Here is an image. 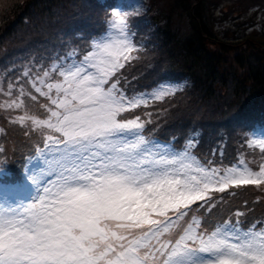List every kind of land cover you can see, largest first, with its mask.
<instances>
[{
    "label": "snow or ice",
    "instance_id": "obj_1",
    "mask_svg": "<svg viewBox=\"0 0 264 264\" xmlns=\"http://www.w3.org/2000/svg\"><path fill=\"white\" fill-rule=\"evenodd\" d=\"M111 18L106 38L56 70L61 81L36 88L50 101L48 118L31 121L47 130L35 158L44 167L28 177L30 202L0 203V264H264V222L225 220L210 230L193 217L177 238L166 235L197 201L213 207L212 193L264 184V166H205L192 154L194 136L177 151L145 136L139 116L118 119L174 90L127 95L117 73L142 45L124 17Z\"/></svg>",
    "mask_w": 264,
    "mask_h": 264
},
{
    "label": "trees",
    "instance_id": "obj_2",
    "mask_svg": "<svg viewBox=\"0 0 264 264\" xmlns=\"http://www.w3.org/2000/svg\"><path fill=\"white\" fill-rule=\"evenodd\" d=\"M71 1L0 2L2 180L16 177L23 162L43 144L41 132L47 130H33L31 121L48 118L50 101L36 88L48 92V83L61 81L56 70L68 62L66 51L90 43L105 29L107 16H101L103 10L96 3L85 20V16H68L54 23L55 10ZM218 5L219 19L230 12L234 15L232 25L215 26ZM147 6L129 20L134 39H140L143 47L136 52L138 59L117 73L120 86L129 93L132 87L146 88L161 78L182 85L162 100L121 113L118 119L139 116L145 122L144 135L152 138L165 139L166 130L173 131L170 144L177 149L194 136L192 154L205 166L223 170L240 163L258 172L264 147L250 144V138L255 127L264 125V27L240 32L232 27L251 24L254 16L238 15L249 8L253 12L264 8V0H149ZM60 56L64 61L52 66ZM13 101L19 107L10 106ZM201 203L191 205L181 226L193 217L210 230L225 220L239 219L244 228L264 222V184L230 186L212 193L213 207L201 208ZM237 212L243 215L237 217Z\"/></svg>",
    "mask_w": 264,
    "mask_h": 264
},
{
    "label": "rangeland",
    "instance_id": "obj_3",
    "mask_svg": "<svg viewBox=\"0 0 264 264\" xmlns=\"http://www.w3.org/2000/svg\"><path fill=\"white\" fill-rule=\"evenodd\" d=\"M2 0H0L1 2ZM95 0H72L71 2H68L67 4H65L62 8H59L57 10H55L54 16L52 18L53 22H60L65 20L66 18H69L68 16H72L70 18H75V16H79V17H83L85 16L84 20L90 16L89 14V10L95 5L94 3ZM97 1H103V0H97ZM148 1L149 0H112L110 1L109 7L107 8V22H106V28L105 30L96 38H101L104 37L106 38L107 34L112 31L109 25V21L112 19L110 12L108 10L112 9V8H119L123 11L128 12V18H127V23L129 25V33H132L131 31V24L129 23V20L131 19L132 16H137L141 13L144 12V10L146 9V7H148ZM152 1V0H151ZM213 12V10H212ZM221 13V5H218L214 8V14L213 16H215L216 22H215V26H221L219 24L222 25H232L233 24V18H231L230 16H234L230 13H227L223 16H226L223 19H219ZM238 16H240V18L242 19H248L250 18V16H254L253 18V22L247 26H243L242 24H237V25H233L234 27H236L237 29H234L232 27L233 30H235L236 32H240V30L242 29H250L253 27H259V26H263L264 27V8L262 9H257L256 12H253V8H249L247 9L245 12H241ZM241 19V20H242ZM83 21V20H82ZM46 28V27H45ZM95 38V39H96ZM26 39V38H25ZM130 39L132 40V42L134 44L137 45H142V41L140 39V41L134 40L133 36L130 35ZM91 47V43L87 46V50L90 49ZM141 49V48H140ZM139 49V50H140ZM137 52V51H136ZM136 52L131 53L130 55H135L136 56ZM86 54V53H85ZM80 59H83V55H80ZM75 61H69L66 65V68L71 67V63H75ZM133 62V60L131 61ZM131 62H127V64H130ZM1 66V64H0ZM129 72H127L128 74ZM158 86H163L164 90H169V88L171 89H176L179 88L181 86V83H173L171 81L168 80H158V83L154 86H150L149 88H140V87H132L129 91V93H127L128 96H133L134 94H140V93H151L153 89H157ZM53 94L55 95V90H53ZM154 100V99H152ZM250 144L252 145H258L261 146L262 144H264V125L261 126H257L252 130L251 133V138H250ZM35 162V161H34ZM261 166H264V158L263 161L261 162ZM44 167L43 162L40 161L37 164V167L34 169V173L38 172L40 169H42ZM229 168H237L238 170H243L245 169V167L238 163L235 165H232L230 167H226L223 170L229 169ZM259 172V171H258ZM27 203L30 201H19V200H14L12 198H10L9 196L5 195L2 192V185L0 184V203H5L8 205H13L15 206L18 203ZM180 228V226L178 227Z\"/></svg>",
    "mask_w": 264,
    "mask_h": 264
},
{
    "label": "clouds",
    "instance_id": "obj_4",
    "mask_svg": "<svg viewBox=\"0 0 264 264\" xmlns=\"http://www.w3.org/2000/svg\"><path fill=\"white\" fill-rule=\"evenodd\" d=\"M110 12V15L112 16V14H116V15H119V16H122L125 18L126 22H127V18H128V12L126 11H123L119 8H112L110 10H108Z\"/></svg>",
    "mask_w": 264,
    "mask_h": 264
}]
</instances>
